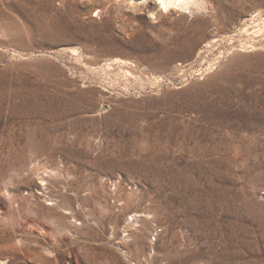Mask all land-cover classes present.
I'll use <instances>...</instances> for the list:
<instances>
[{
  "label": "rangeland",
  "instance_id": "1",
  "mask_svg": "<svg viewBox=\"0 0 264 264\" xmlns=\"http://www.w3.org/2000/svg\"><path fill=\"white\" fill-rule=\"evenodd\" d=\"M183 1L0 0V264H264V0Z\"/></svg>",
  "mask_w": 264,
  "mask_h": 264
},
{
  "label": "bare ground",
  "instance_id": "2",
  "mask_svg": "<svg viewBox=\"0 0 264 264\" xmlns=\"http://www.w3.org/2000/svg\"><path fill=\"white\" fill-rule=\"evenodd\" d=\"M187 1V0H186ZM189 1V0H188ZM191 1V0H190ZM197 2V1H196ZM196 2H194L196 4ZM199 2V1H198ZM156 3L160 5L161 8H163L164 10H167L170 7H176V6H185L186 8H188V6H190V4L188 5V3L184 2L183 0H156ZM192 3V1L190 2ZM199 4V3H198ZM188 5V6H186ZM192 5V4H191ZM194 6V5H193ZM178 7V8H179ZM198 7V6H196ZM200 7V6H199ZM181 8V7H180Z\"/></svg>",
  "mask_w": 264,
  "mask_h": 264
},
{
  "label": "built area",
  "instance_id": "3",
  "mask_svg": "<svg viewBox=\"0 0 264 264\" xmlns=\"http://www.w3.org/2000/svg\"><path fill=\"white\" fill-rule=\"evenodd\" d=\"M157 233H158V231H157V228L156 227H154V229H153V233H152V236L154 235H157ZM154 238V237H153Z\"/></svg>",
  "mask_w": 264,
  "mask_h": 264
}]
</instances>
